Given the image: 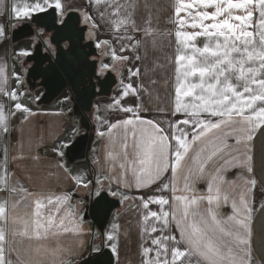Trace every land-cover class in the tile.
Listing matches in <instances>:
<instances>
[{"label":"snow or ice","instance_id":"1","mask_svg":"<svg viewBox=\"0 0 264 264\" xmlns=\"http://www.w3.org/2000/svg\"><path fill=\"white\" fill-rule=\"evenodd\" d=\"M95 4L100 20L117 34L122 28L127 33L129 27L136 33L143 31L139 40L127 34L116 37L121 42H129L121 46L120 52L131 50L136 53L135 60L140 61V48L145 46L147 54L146 45L155 34L151 28L136 27L130 13L122 15L124 9L135 8L134 0H127V3L95 0ZM45 6L57 12L59 24H65L62 0H34L31 5L14 6L12 11L16 19H30L33 13L45 12ZM257 12L258 18H255ZM173 15L175 21H169L176 25L172 119L165 121L145 115L149 109L143 106L140 94L144 92L151 96V91L143 83H125L121 77L120 96L114 98L113 103L119 106L124 118L111 121L97 115V120L105 126L104 129L98 128L97 135L106 143L103 156H98L95 163L106 175L103 180H96L94 196L97 202L106 193L113 197L122 196L123 202L128 196L121 188L151 190L155 187V193H161L138 197L146 210L143 220L155 222L146 225L142 231L150 236L160 233L151 239L154 248L142 247L148 257L142 264H255L252 219L256 209L249 200L248 186L254 187L256 181L245 178L243 185H236L227 179V174L237 166L246 169L248 174L253 173L251 144L256 131L264 128V0H175ZM87 20L94 28L100 27L91 13ZM4 35L5 26L0 25V37ZM21 51L30 55L27 50ZM112 59L126 62L133 57L117 56L113 47ZM112 67L101 63L98 75L105 74ZM128 73L129 78H139L141 70L139 67L129 68ZM13 76L18 84L21 83L18 73L14 72ZM0 94L8 95L14 101V110L7 113L0 103V132L7 135L10 117L17 112L32 113L27 106L15 102L17 96L22 95L15 89L10 94L7 91ZM129 96L135 97V102L124 106L120 97ZM157 111L169 115L167 109L159 106ZM178 115L183 118L176 119ZM116 130L122 133L119 137L113 136ZM241 146L244 148L242 154ZM54 151L63 156L58 149ZM4 154L6 156V149ZM58 167L80 186L91 184V181L83 183L72 176L66 165L61 163ZM10 178L5 160L4 168L0 169V187L13 197L12 207L15 208L24 202L25 196L32 194L19 182L10 183ZM178 178L183 180L182 188L178 187ZM198 180L206 181V193L195 190ZM105 181L108 182L107 189ZM112 184L118 186L116 191L112 190ZM226 186L233 187L231 194ZM168 191L171 196L163 195ZM46 199L48 205L55 202L58 214L59 205L69 196ZM229 203L231 213L225 215L221 209ZM151 204L159 205V210L152 211ZM44 207L43 198H36L30 214L33 219L12 217V227L18 223L22 227L18 232L12 231L11 235L37 240L46 238L50 232L56 235L53 230L63 226L64 218L59 219V224L52 213L42 219L41 209ZM7 208L8 201H0V264H28L14 248L10 247L9 256H5V244L9 242L5 228L9 224ZM67 214L74 219L79 215L71 211ZM79 219L82 223V217ZM108 239L113 237L109 235ZM112 248L115 251L116 245ZM13 252H16L15 259L12 258ZM152 252H155L154 257L148 255Z\"/></svg>","mask_w":264,"mask_h":264},{"label":"crops","instance_id":"2","mask_svg":"<svg viewBox=\"0 0 264 264\" xmlns=\"http://www.w3.org/2000/svg\"><path fill=\"white\" fill-rule=\"evenodd\" d=\"M65 5V13L74 11L78 14L81 24L85 27H93L91 21L87 20V15L91 13L100 24L99 28H94L93 37L86 29L88 38H100L104 52L110 51L111 63L113 47L116 50V55H125L133 57L132 60L121 62L114 61L116 65L121 64L119 73L117 74L116 84L112 87L109 95L96 97L93 100L90 110L86 116L94 128V135L87 156L74 161H68L65 156L66 147L78 136L85 132L79 124V118L72 113V103L57 96L47 104H38V99L32 98L28 88L20 89L24 94L20 97L19 103L27 106L31 110V115L17 112L14 117L9 118V132L5 135L0 132V169L5 166V160L10 174V183L19 182L32 194L25 196L24 202L18 204L15 208L12 207L13 197L7 191L0 187V201L7 200L9 215V224L5 226L8 232V243L5 244V256H9L8 249L14 248L20 253L21 259L27 261L28 264H75L86 255L97 252L102 246L110 249L114 256L113 264H142V261L148 257L143 253L142 247H155L151 244V239L160 233L152 234L151 236L143 232L142 229L154 221H144L143 215L146 210L142 208V202L138 199L141 195L147 196L155 193V187L151 190L132 189L120 190L128 199L122 202V196L113 197L119 200V205L112 211L103 232H99L92 221L85 217V211L89 202L95 198L94 193L97 188L96 180H103L106 172L101 171L99 165L95 163L98 156L104 154V146L106 141L98 137L97 130L104 129L105 126L97 120V115L107 118L111 121L124 118V114L119 111V106L114 105V98L120 96L121 77L125 83L132 82L133 84L143 83L148 88L152 95L149 96L141 92L143 106L149 109L145 115L150 118L169 120L172 119L170 110L174 96V58L176 55V41L174 32L176 30L173 15L175 0H134L135 8H128L122 11L130 13L131 20L135 21L136 27L140 29L151 28L154 31V37L149 38L147 54H145V46L139 50L141 56L140 61L135 60L136 53L128 50L120 52L122 45H127L129 42L118 40L117 35L124 36L133 35L137 40L144 35L143 31L136 33L129 30L125 33L122 28L117 34L113 29L100 20L96 12L95 0H62ZM34 0H0V25L5 26V35L0 37V93L8 90L17 89V80L14 78L11 55L7 44H3V40L8 37V28L11 22L22 21V19L14 18L12 11L13 7H24L31 5ZM121 3H127V0H121ZM46 9L47 6H45ZM257 13L254 14L256 18ZM117 17H112L116 19ZM19 25V24H18ZM17 25V26H18ZM191 31V28H186ZM11 33V31H10ZM169 33H172L169 35ZM153 39L155 43H153ZM5 41V40H4ZM107 42V43H105ZM101 48V47H100ZM99 48V50H101ZM109 53V52H108ZM146 55V58H145ZM139 67L141 70L139 78H129L128 69ZM15 73H20L17 70ZM20 77V75H19ZM155 80V84L150 81ZM20 85V84H19ZM40 88V87H39ZM39 96L42 94L40 88ZM27 91V92H26ZM36 88H34V92ZM27 94H29L28 97ZM6 95L0 94V103L5 106V111L11 112L14 109L6 108ZM26 97V98H25ZM35 97V96H34ZM37 97V96H36ZM32 98V99H31ZM35 99V100H34ZM124 106L131 105L136 98L120 97ZM71 104V107L69 106ZM111 106V107H110ZM167 109L169 115L157 111V107ZM182 116H177L176 119H182ZM120 130L113 133L114 137L121 135ZM62 145H66L63 146ZM251 155L254 159L251 162L253 173L248 174L246 169L237 166L230 170L227 174L229 181H234L236 185H243L244 179H254L256 185H249V200L254 204L255 212L252 219V257L255 264H264V128L258 129L254 134V139L251 144ZM6 149V156L4 154ZM63 152L61 157L57 151ZM244 152L241 146L240 154ZM22 156V159H14V157ZM64 164L71 171V175L77 177L83 183L91 181L88 187H82L72 179H69L63 168L58 167L59 164ZM170 178V174H169ZM105 189L108 188V182L105 181ZM112 190H117V185H111ZM178 187H183V180L178 178ZM227 191L233 192L232 186H226ZM197 193H206L207 183L205 180H198L195 185ZM242 189H237V191ZM157 195L161 193H155ZM177 194H180L179 192ZM68 195L69 199L62 201L59 205L60 211L57 214V205L55 202L52 205L47 204L48 197H62ZM165 196H171V191L163 193ZM43 198L45 207L41 209L42 219L46 218L50 213L56 215V223L59 224V219L64 218L62 227L54 229L57 234H47L46 238L29 239L19 235L13 237L12 231H19L22 227L17 224L15 228L11 225L12 217L21 219H33L30 215L34 210V199ZM19 199V197H16ZM152 211H158L159 205L151 204ZM79 214L77 218L67 213ZM222 213L227 215L231 213L230 203L228 206L221 209ZM82 217V223L80 222ZM117 227L113 228L112 226ZM159 227V225H157ZM67 228L69 231L65 232ZM113 237L112 240L108 236ZM98 237L99 247L96 250L93 242ZM112 245H116V250L113 251ZM16 252L12 253V258L15 259ZM152 257L155 252L148 254ZM169 259L171 257L169 256Z\"/></svg>","mask_w":264,"mask_h":264},{"label":"water","instance_id":"3","mask_svg":"<svg viewBox=\"0 0 264 264\" xmlns=\"http://www.w3.org/2000/svg\"><path fill=\"white\" fill-rule=\"evenodd\" d=\"M77 18L76 12L69 11L65 16V24H56L57 12L48 8L45 12L34 13L30 21L22 23L11 31L12 41L32 35L34 27L52 31L50 40L55 44L56 52L53 56L42 53L41 43L38 42L33 52L27 56L31 64L26 70V77L28 81H36L37 85L32 86L42 88L38 104L49 103L65 89L71 92L74 100L72 113L79 118V124L85 132L76 136L66 147L65 156L68 161L87 156L94 137L92 133L94 127L90 125L86 113L96 97L109 95L116 84L111 72L97 78L95 84L92 82V78L96 77L97 63L95 60H90L89 56L94 55L96 49L92 47V42L81 44L83 28H76L73 23ZM64 40L73 43L74 46L63 49L60 43ZM118 205L119 200L106 193L101 201L97 202L96 198H93L89 202L85 217L92 221L99 232H103L112 211ZM113 262L114 256L110 249L102 247L100 251L89 254L77 264H113Z\"/></svg>","mask_w":264,"mask_h":264},{"label":"rangeland","instance_id":"4","mask_svg":"<svg viewBox=\"0 0 264 264\" xmlns=\"http://www.w3.org/2000/svg\"><path fill=\"white\" fill-rule=\"evenodd\" d=\"M67 13V12H66ZM34 14V13H33ZM256 18H258V12H257V16H256ZM26 21H30V19H26V18H23V20L22 21H17V25L18 26H20L22 23H24V22H26ZM12 24H11V26L12 25H14L15 24V21H14V23H13V21L11 22ZM13 26L12 28H11V26H10V28H8L9 30H8V37L7 38H5L2 42H3V44H7V46H8V48H9V53H10V55H11V58L12 59H10V61H11V63H12V69H14V71L16 72L17 70H19L20 71V73H19V75H20V81H21V83H17V89H16V91L18 92V93H20V94H24V92H22L20 89H23V88H28L27 90H28V92L27 93H31V95H32V98H35V99H37L38 97H40L39 96V93H40V88L38 87V86H32L33 84H35V85H37L36 84V81H28V79H27V77H26V70H27V68L30 66V64H31V62L28 60V55H24L23 54V52L21 51V50H27L30 54H31V52L34 50V46H35V44H34V42H35V40H38V41H43L45 38H36V35L34 34L33 36L32 35H30V36H28V37H26V38H21V39H19V40H17V41H12V38H11V33H10V31H12L13 29H15V28H17L18 26ZM35 28V27H34ZM86 29H87V31L91 34V36L93 35V31H94V28L93 27H90V26H88V27H86ZM38 32V34L40 33L39 31H37ZM93 37V36H92ZM100 38H86V40H89L90 42H92V44H93V46H97V48H98V50H99V48L101 49V50H97L96 49V53L94 54L95 55V61H96V63H97V68H96V74H95V76L96 77H94V78H92V82L95 84V82H97V78H101V77H103L107 72H111L113 75H114V77H115V79L116 78H118V76H117V74L119 73V68L121 67V64H119V65H116V63L114 62V60L112 61V63H111V57H110V51H108L107 50V52L105 53L104 52V49H103V46H102V43H100V40H99ZM98 42H99V46H98ZM48 43V41H46V42H43V44L44 45H46ZM199 43L202 45L203 44V40L202 39H200L199 40ZM33 44H34V46H33ZM33 46V47H32ZM50 48H52V46L50 45ZM109 52V53H108ZM175 52H176V49H175ZM101 63H107V64H109L110 66H113L112 68H110L105 74H100V75H98V72H99V69H100V65H101ZM175 77H176V73H175V69H174V84H175ZM117 80V79H116ZM28 81V82H27ZM34 88H36V91L34 92ZM66 90L67 89H65V90H63L60 94H59V96H61V97H63L64 99L65 98H67V99H65V101L66 100H70V99H68V96H69V94L71 95V92H69L68 90V93L66 92ZM12 92V90H8V93L10 94ZM29 96V94H27V96L26 97H28ZM35 96V97H34ZM37 96V97H36ZM6 97V108L7 109H11V108H13V105H14V101L12 100V99H10L9 98V96L8 95H6L5 96ZM20 97L22 98V95H18L17 96V99L16 100H19L20 99ZM25 97V98H26ZM31 98V99H32ZM34 99V100H35ZM74 100H72L71 99V102L70 103H72ZM16 102V101H15ZM19 102V101H18ZM73 105V104H72ZM69 106L71 107V104H69ZM98 243H99V240H98V237L97 238H95V240H94V242H93V245H94V248L92 249V250H96V248H98L99 247V245H98ZM102 247H104V246H102ZM102 248H100V250H101ZM99 250V251H100ZM93 253H91V254H95L96 252H94V251H92ZM98 252V251H97ZM89 255V254H88ZM88 255H86L85 257H87ZM84 257V258H85ZM84 258H82V259H84ZM81 259V260H82ZM80 261V260H79ZM78 263V262H77ZM77 263H75V264H77Z\"/></svg>","mask_w":264,"mask_h":264},{"label":"flooded vegetation","instance_id":"5","mask_svg":"<svg viewBox=\"0 0 264 264\" xmlns=\"http://www.w3.org/2000/svg\"><path fill=\"white\" fill-rule=\"evenodd\" d=\"M58 19H59V17H58ZM73 23L75 24L76 28H79V27L83 28V37H82L83 40H82L81 44H83L85 42H90L89 40H86V38H88V36L86 35V27L84 26V24H81L79 17L76 20H74ZM56 24H59V23L56 22ZM37 31H39L40 33L42 32V35L40 33L38 34ZM34 34L36 35V38H45L43 41L35 40L34 44L36 45L38 42H40L41 47H42V53H48L49 55L53 56V54L56 52V47H55V44L53 42H51V40H50L51 35H52V31H45L44 28H34V32H33L32 36ZM46 41H48V43L46 45H44L43 42H46ZM34 44H33V46H34ZM50 45L52 46V48H50ZM60 46L63 49H68V48L74 46V44L68 42L67 40H64L63 42L60 43ZM92 47H94L95 49L98 50L97 46H93V44H92ZM94 58H95V55L89 56L90 60H95ZM67 90H66V92L68 93L69 90L68 91ZM68 99H70V101H71L72 95L69 94Z\"/></svg>","mask_w":264,"mask_h":264}]
</instances>
